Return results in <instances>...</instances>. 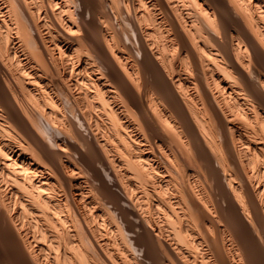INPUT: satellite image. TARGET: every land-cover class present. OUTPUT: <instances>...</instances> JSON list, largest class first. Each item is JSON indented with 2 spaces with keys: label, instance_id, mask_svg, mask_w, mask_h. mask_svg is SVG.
<instances>
[{
  "label": "bare ground",
  "instance_id": "obj_1",
  "mask_svg": "<svg viewBox=\"0 0 264 264\" xmlns=\"http://www.w3.org/2000/svg\"><path fill=\"white\" fill-rule=\"evenodd\" d=\"M0 264H264V0H0Z\"/></svg>",
  "mask_w": 264,
  "mask_h": 264
}]
</instances>
